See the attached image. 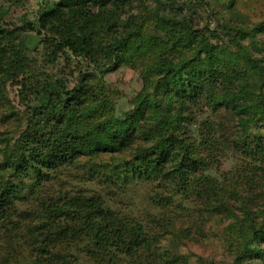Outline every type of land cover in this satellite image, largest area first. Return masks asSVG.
Listing matches in <instances>:
<instances>
[{
	"label": "rangeland",
	"instance_id": "rangeland-1",
	"mask_svg": "<svg viewBox=\"0 0 264 264\" xmlns=\"http://www.w3.org/2000/svg\"><path fill=\"white\" fill-rule=\"evenodd\" d=\"M102 1L90 7L91 36L102 49L113 29L140 26L144 42L126 53L130 60L96 72L88 84L93 98L75 105L71 122L55 133L111 143L110 135L122 130L119 146L76 154L55 168L1 167L0 182L14 185L19 197L0 206V264H235L241 250L240 264H264V88L247 62L250 52L264 68V0ZM170 1L194 33L191 44L183 36L170 54L193 56L201 29L215 60L211 72L204 51L197 54L201 67L185 74L154 67L167 37L159 20ZM49 3L0 0V164L6 157L24 159L28 138L38 141L40 117L32 110L42 87L61 80L70 89L97 69L54 46V36L38 22ZM19 38L29 46L21 47ZM20 48L25 69L15 73L8 63ZM95 58L98 67L108 63L99 50ZM169 132L170 140L158 138ZM154 155L158 160L149 164ZM87 198L97 203L96 223L107 227L102 237L47 215L51 202L69 211L78 205L72 200ZM57 230L64 232L56 237ZM249 234L252 243L245 241ZM45 239L53 244L50 260H44Z\"/></svg>",
	"mask_w": 264,
	"mask_h": 264
},
{
	"label": "trees",
	"instance_id": "trees-1",
	"mask_svg": "<svg viewBox=\"0 0 264 264\" xmlns=\"http://www.w3.org/2000/svg\"><path fill=\"white\" fill-rule=\"evenodd\" d=\"M97 3L103 4L104 2L102 0H50V3L48 5H44L40 9L38 22L43 28L47 29L50 34L54 36V46L60 50L68 49L75 56H82L85 60L93 63L97 69L95 73L85 72L83 75H80L78 77V83L75 84L73 88L68 89L67 87H65L64 81L61 80H56V82L58 83L56 85L48 83L45 87L41 88L40 95L38 96L39 101L41 102L32 110V117H40V123L37 125V127H35L36 139L38 138V141H35L32 138H28L31 146L28 148L26 145L27 142L26 144H24L25 148L29 149L28 155H26L24 159L21 156H17L12 161L9 159V157H6L4 163L0 164V168H25V162L37 164L38 167L55 168L57 166L65 164L66 162H69L70 159L76 154H90L92 152L100 150V148H110L114 150L119 146V144H115L116 139H118V137L123 133L122 130L116 131L112 135L109 134L112 137L111 143L94 139L93 136L89 134H80L79 132H75V134H73V132L71 131H66L62 135H58L55 133L57 130L66 128V124L69 120L71 122L69 113L73 111L75 105H78L81 102H88L93 98V95L95 93H91V88L88 86V84L95 77L96 72L103 73V69L106 67V70H109L112 66L118 67L121 62L130 60V58H128L130 56L126 53L136 52V50H139L141 48V45L144 42V38L142 36H139L138 33V28L140 26L126 29L123 31L124 34L123 32L116 33V31L113 29L111 35V43L105 44L102 49L97 44L96 40L91 36L93 29L90 26V22H93L92 17L94 19V16L91 14L92 11L90 7L96 5ZM165 7L170 11L166 12L167 15L163 13L164 15H161V17L159 16L161 18L159 20L161 23L159 30H164L167 33V37L164 42L163 49H161L159 52L158 62L156 61L155 63H153L156 70H159L163 73H172L173 76H175L174 74L179 75V72L185 74L187 70L193 67H201L200 65L203 59L207 60V68L210 70V72L211 70H214L215 60L213 58V53L210 54L211 47L210 43H208L209 37H207V35L201 29L199 43H195L194 45L195 47L193 49V56L182 55L181 59L179 60L177 56H173L170 54L171 49H176V44L179 45L180 39L183 36L188 37L191 44V41L194 40L192 36L194 33L190 31L191 28L189 22L186 20L187 17L179 16V5L175 8L172 1H170V3L166 4ZM189 9H191V7ZM0 14H3L1 10ZM240 29H238L239 32ZM130 30L135 34H133ZM0 40L2 41L1 37ZM19 42L21 47L23 45V47L25 48L29 46L26 43V39L19 38ZM148 44L149 42L147 41L146 45ZM96 50H99L101 53H103V58H106V60L108 61L106 66L98 67V65L96 64L98 62V59L95 58ZM200 51H204L207 56L203 59L199 57L197 54ZM24 53L25 52L21 50V48L14 53V61L8 63L9 70L11 69L12 72L15 73L24 72ZM177 54L179 55V51L177 52ZM251 56V53L248 52L247 62L255 70L260 81V87L264 88V68L260 64L259 59L252 58ZM3 59L4 54H1L0 65H3ZM10 76L12 75H6L4 78ZM178 87L179 81L177 83V88ZM93 90H95L94 87ZM189 91L192 92L193 99L195 100L198 97L196 91L193 90L192 87ZM186 93L188 94L189 92L186 91ZM70 96L78 98L82 101H68L66 98H69ZM263 99L264 96L262 95L260 100V103L262 105H264ZM238 110L240 112V109ZM168 118L176 126L177 123H175V121L171 119L172 117L170 115H168ZM128 119L133 120L132 117ZM41 123L43 124L40 125ZM238 124L241 125L240 121L238 122ZM104 128L102 131L105 130ZM124 130L125 132H127L130 129L126 128ZM171 134L172 133L170 132L166 134L159 133L158 138L170 140ZM55 139V143H51V140ZM240 139L244 144H247L246 139ZM150 155L151 154H147L146 156ZM158 158L159 157L154 155L149 159L148 163L153 164L158 160ZM13 197H19V195H16L15 186L8 181L0 182V206L4 205L8 198L11 199ZM72 202H76L78 205L77 207H70L69 211L64 206L58 205L57 201L49 203L47 205V215L51 216L55 220L64 218V220H69L70 224L72 223L77 227H79L80 225H84L80 227L82 229L84 227H87L89 228V231L91 233H94L96 237H102L106 233L107 227H102V223L100 222L99 224L96 223L97 219L95 209L98 208L97 203L94 200L88 198L75 199L72 200ZM81 208H85V211L83 212ZM27 214L28 213L24 215V218L29 216ZM76 221H80V223ZM58 228H60V226H58ZM69 230H71L73 234V229L71 227H68V231ZM62 232L64 231L59 232V230H57L55 236L59 237ZM116 232V235L120 237V233L118 231ZM262 236H264V234H262ZM46 237L52 236L48 235ZM253 237H255L254 234H249L248 236H246L245 241L250 240L252 243ZM43 244L44 247H42V249L45 254L44 260H50L51 255H53L50 248L51 246H53V244H51L50 242L47 243L46 239L45 241H43ZM242 254L243 251L241 250V252L235 259V264H240V261L244 255Z\"/></svg>",
	"mask_w": 264,
	"mask_h": 264
}]
</instances>
